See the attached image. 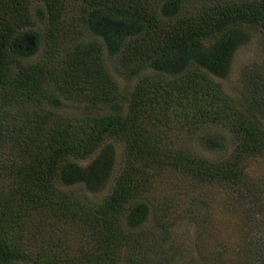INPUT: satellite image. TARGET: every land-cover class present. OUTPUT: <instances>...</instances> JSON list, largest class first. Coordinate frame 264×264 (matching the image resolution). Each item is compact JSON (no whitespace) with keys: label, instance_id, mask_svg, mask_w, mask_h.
<instances>
[{"label":"trees","instance_id":"16d2710c","mask_svg":"<svg viewBox=\"0 0 264 264\" xmlns=\"http://www.w3.org/2000/svg\"><path fill=\"white\" fill-rule=\"evenodd\" d=\"M189 3L0 0V264H176L183 244L166 226L150 244L137 238L152 218L146 188L162 164L229 189L257 233L250 256L230 264H264V180L250 169L264 158V0ZM244 40L256 57L223 87L214 76ZM39 48L41 59L27 62ZM105 63L126 82L136 78L132 88L121 91ZM156 94L162 106L184 101L206 151L229 141L232 149L221 158L160 149L143 126ZM61 99L81 107L72 126L51 113ZM25 100L46 109L40 118L10 117L7 105ZM114 143L123 150L112 173ZM13 146L18 161L1 153ZM108 180L96 200L80 189ZM68 222L80 232L76 248L60 236ZM148 250L163 255L150 263Z\"/></svg>","mask_w":264,"mask_h":264},{"label":"rangeland","instance_id":"374dc122","mask_svg":"<svg viewBox=\"0 0 264 264\" xmlns=\"http://www.w3.org/2000/svg\"><path fill=\"white\" fill-rule=\"evenodd\" d=\"M204 1L206 0H190L189 10ZM254 48L253 43L247 40L242 41L231 58L227 72L223 77L214 76L215 80L223 87L231 89L240 70L252 63L256 57ZM41 53L42 49L39 48L28 57L27 62L40 60ZM105 68L121 91L132 88L136 82V78L124 81V78L117 75L108 63H105ZM155 96L151 107L148 108L150 109L148 117L143 118V126L160 149L191 150L208 158H221L232 149L233 144L229 141L222 151H206L200 143L199 134H195L197 131L193 133L192 130L197 126V117L182 105L184 101L180 100L177 103L166 100V105L162 106L163 98L157 94ZM32 102L29 100L12 102L6 107L7 113L15 121L20 117L29 121L37 120V117L40 118L38 115H42L46 109L41 104ZM80 108L71 99H61L59 104L51 109L53 111L51 113L54 118L62 117L66 121H71L69 124L72 126L73 120L82 114ZM213 129L230 133L221 125H214ZM19 149L15 146L6 147L1 150V153L8 160L18 161L23 156ZM122 150V144L111 145L114 164L112 173L117 172L122 165ZM151 169V167L147 169L148 172ZM250 169L253 178L264 180V158L254 160ZM152 173V181L150 180L146 188L152 218L147 224L142 225L144 234L137 236L138 240L144 244H150L153 239L163 233L161 226H166L170 237L183 244L181 254L177 256L178 262L175 261L176 264H230L232 260L250 256L249 238L255 237L257 233L249 228V222L245 219V209L229 189L214 183L191 180L166 164L160 165L159 168L153 167ZM108 183L109 180L97 187L84 183V188L80 186V189L84 190L83 193L88 198L96 200L106 191ZM34 215L32 219L33 224L36 225L37 217ZM58 227L61 229L60 236L65 237L66 243L72 247L81 241L80 232L78 233L79 230L75 228V224L68 222L63 225L58 224ZM153 252L154 250H148L144 253L150 263L159 255L161 257L163 255L161 252Z\"/></svg>","mask_w":264,"mask_h":264}]
</instances>
